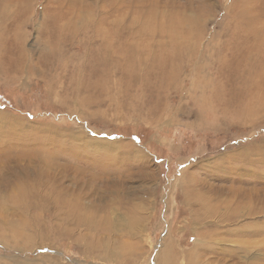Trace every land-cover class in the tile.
<instances>
[{
    "label": "rangeland",
    "instance_id": "obj_1",
    "mask_svg": "<svg viewBox=\"0 0 264 264\" xmlns=\"http://www.w3.org/2000/svg\"><path fill=\"white\" fill-rule=\"evenodd\" d=\"M22 1L29 10L20 26L13 17L1 24L0 16V38L2 26L9 28L4 59L12 65L16 54L27 57L21 73L3 66L0 52V264H264V104L256 107L264 56H254L243 74L230 64L238 57L233 31L242 24L236 13L263 14L264 0ZM58 1L85 27L51 58L46 16ZM143 7L154 8L159 23L170 7H183L204 30L198 57L170 89L125 81L123 68L109 70L102 59L94 21L103 13L104 25L122 16L138 26ZM212 90L241 105L207 107ZM156 98L161 108H150ZM40 173L38 191L17 192V183L41 181ZM57 186L70 199L79 195L93 224L69 221L72 236L41 239L37 232L61 217ZM83 233L119 254L84 252Z\"/></svg>",
    "mask_w": 264,
    "mask_h": 264
},
{
    "label": "bare ground",
    "instance_id": "obj_2",
    "mask_svg": "<svg viewBox=\"0 0 264 264\" xmlns=\"http://www.w3.org/2000/svg\"><path fill=\"white\" fill-rule=\"evenodd\" d=\"M170 8L167 10V14L161 15L165 17L162 23H159L157 21L158 17L156 16V12H155L156 10H154V8L149 11L144 7L143 9L141 8L138 11H140V15H141L140 19L142 20L139 21V23L137 24L138 26H135L134 24L135 22L134 23L129 22V24H125L124 19H122V16L120 19H115L112 20L111 22L107 21V25H104L103 22L105 20L98 18H100L101 16L105 17L106 14L102 13V15L98 16L96 20L99 21L98 22L94 21V24L96 25L95 27L97 28L96 30H94L95 31L94 34L99 41V49L101 51L102 59L106 63V65L109 66L108 67L109 70L111 65L119 69L123 68L125 70V75L123 77L125 81L129 79L137 80V81L143 79L146 80L149 79L150 81L153 82L149 87L155 90H159L162 88L170 89L172 86L179 83L178 81L182 73L184 72L185 68L189 66L190 63H192V60L198 57L197 55L199 54V50H200L199 48L200 40L198 41V39L202 37L204 30H202V28L198 23L199 18L196 16L194 18L187 17L186 14L182 12L183 7L182 8L176 7L177 9L175 11H171ZM28 10H29V4L27 1H22V0L1 1L0 2V16L2 17L1 24H4L7 19L13 17L16 18V20L18 21V22L16 21L18 23L17 26H20L19 23L21 22V20L19 18L22 19H24L25 17L27 18ZM262 12L263 14H259V12L246 13V9L245 10L241 9L240 12L238 11L236 13V17H237L236 19H238V22L242 21V24L239 25L237 28H235V30L233 31L236 37V40L234 41L236 46L233 45L234 47L233 53L238 57L236 58L237 61L232 60L230 64L239 65V68L236 70L238 74L246 73V64L250 65L254 56L258 55V53L261 56H264V49H261L264 47V21H262L264 18L263 17L264 11ZM72 13L73 12L70 9L69 5L68 6L64 5L62 1L56 2L54 8H52V10L47 12L46 19L50 18L47 20L48 22L46 23L48 31L46 32L47 33L46 39L42 41L46 44V46L49 45L47 51L44 50V52L47 55H50L51 58H57L58 56H60L62 48L64 49L62 45L64 43L70 42L72 39H74L75 36H77L78 34L79 35L82 34L80 32H83L82 29L85 27V20L80 16H77L76 20L73 19L75 15H72ZM141 13H143V15ZM94 17H96V15H94ZM7 28L8 27L6 25L2 26L0 48H3L2 47L3 37L6 35L8 36V34L5 33L7 31L6 30ZM17 40L18 42L21 41L19 38H17ZM21 44L23 43L21 42ZM229 44H231V40H228V42L226 43V48L228 49L230 46ZM2 51L0 52H2L1 60L3 62L4 67L5 65L10 67L11 69H14L15 67L17 68L16 70H19L21 73L26 72L27 57H25L26 59H20V56L16 54V56L14 57V61H11L12 65H10L8 62H6V59H4L5 50ZM12 51L9 50L8 52L9 60ZM20 51L21 53L26 55V50H23L25 51V53L22 52V50ZM239 54H241L242 57H240ZM225 58H226L225 61L228 63L227 60L228 52H225L223 54L222 59L224 60ZM30 69L32 71H37V68L33 69L32 66L30 67ZM263 73L264 70L262 71V74ZM229 90L230 89L228 87H225L226 94L229 93ZM214 91L215 90H212L211 96H209V98H206V100L204 101L205 104L208 103L207 107H209L212 104L214 106V103L220 104L221 101L223 102V106H224L223 107L220 104L222 108H233L232 106L233 103L235 107H237L236 104H238V106L241 105L240 100L237 101L235 98L232 99L228 95L223 94V90H222V94H220L219 92H217L218 93L217 94ZM221 96H222V100L220 99ZM260 98L261 99H259V102L257 104L260 105L261 107L256 106L257 108H262V105L264 104V95H261ZM160 104H161V100L159 101V99L156 98L155 101H153V104L151 105L150 108L159 109L161 108ZM244 108H250L249 111H251L252 108H254V105L251 102H249L246 104V107ZM158 112L160 113V115H162V110ZM155 113L157 112H151V115L154 116ZM124 144L125 147L126 146L129 147V149H133L135 151L138 150L133 143L131 144L124 143ZM43 175H44L43 173L39 174V178L41 179V181L33 180V182L30 183L26 182V185L17 183L16 184L17 192L20 191L28 192L30 190L33 192L38 191L37 186L40 183L41 184L44 183ZM50 179L51 181H53V185L55 184H58V186L61 185L60 183H58L59 181L61 182L59 178L51 177ZM74 183L76 185H79V187H83L82 180L80 179L78 180L76 179V182ZM84 184H86V180L84 181ZM23 186L25 188H23ZM28 186L29 189H27ZM58 186L54 189L55 192L54 196L56 199H54L53 201L56 202L57 207L61 209L62 212L61 217L59 221L55 223L52 222L53 223L52 228H48L47 226H44L41 228L39 232H37V236L41 237V239H44L46 237L48 238L50 233L55 234L57 238L58 237L60 238L61 236L62 237L72 236L73 235L72 232L67 229V223L69 221H72L73 223H79L81 225L88 223L89 225L93 224L89 220L88 215L85 211L86 205L83 206L79 195L78 194L75 195L77 197L75 199H70L68 196H64L62 194L65 192V188L63 190H59ZM42 199L43 198H38L37 201L40 202ZM14 201L17 203L16 207H21V209H25V210L28 209V207L23 206L25 205L24 202L20 203L18 202V199H14ZM206 212L209 213L207 210ZM203 213L205 214V212ZM203 213L202 215H204ZM202 215L200 214L199 216L202 217ZM90 226L92 227V225ZM34 232L35 230L32 233ZM25 234L27 235L26 238L29 239L30 235H28L27 232ZM25 234H23V236H25ZM88 237L89 235L87 233H83L82 235L77 237L78 238L77 240H79L80 242V248L84 252H88V253L92 252V254H96L99 256H102L101 254L104 253L113 259L117 257V255L119 254L117 250L111 248L110 244H105V242H103V238H100L98 243L96 242L91 243L90 239H89L90 242L88 241ZM26 243L28 244L29 241H26ZM29 245L27 247H29Z\"/></svg>",
    "mask_w": 264,
    "mask_h": 264
},
{
    "label": "crops",
    "instance_id": "obj_3",
    "mask_svg": "<svg viewBox=\"0 0 264 264\" xmlns=\"http://www.w3.org/2000/svg\"><path fill=\"white\" fill-rule=\"evenodd\" d=\"M191 263V262H190Z\"/></svg>",
    "mask_w": 264,
    "mask_h": 264
}]
</instances>
